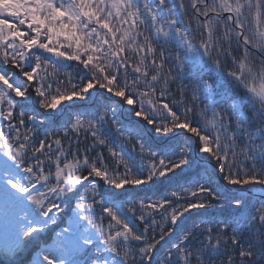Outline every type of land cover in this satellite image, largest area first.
Instances as JSON below:
<instances>
[{
  "label": "snow or ice",
  "instance_id": "1",
  "mask_svg": "<svg viewBox=\"0 0 264 264\" xmlns=\"http://www.w3.org/2000/svg\"><path fill=\"white\" fill-rule=\"evenodd\" d=\"M0 264H264V0H0Z\"/></svg>",
  "mask_w": 264,
  "mask_h": 264
}]
</instances>
